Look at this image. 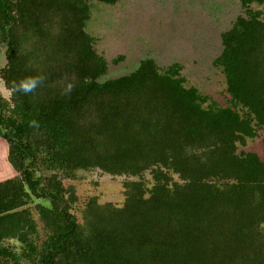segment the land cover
Masks as SVG:
<instances>
[{
	"label": "trees",
	"instance_id": "16d2710c",
	"mask_svg": "<svg viewBox=\"0 0 264 264\" xmlns=\"http://www.w3.org/2000/svg\"><path fill=\"white\" fill-rule=\"evenodd\" d=\"M237 1L220 107L177 63L102 81L89 0H0V264H264V161L238 149L264 130V0ZM94 170L120 206L64 186Z\"/></svg>",
	"mask_w": 264,
	"mask_h": 264
},
{
	"label": "rangeland",
	"instance_id": "374dc122",
	"mask_svg": "<svg viewBox=\"0 0 264 264\" xmlns=\"http://www.w3.org/2000/svg\"><path fill=\"white\" fill-rule=\"evenodd\" d=\"M89 2L87 31L95 39V50L108 63L102 81L131 73L144 59H152L160 70L177 63L186 87L196 88L220 107L227 105L224 78L213 61L221 51V33L243 14L237 0H120L112 6ZM4 51L1 44L0 69L5 65ZM117 57L122 60L113 64ZM0 96L9 99L1 81ZM238 149L255 153L264 161V130ZM13 174L0 139V181ZM123 181L94 170L78 172L77 180L65 181L64 186L75 188L79 205L94 196L99 203L120 206Z\"/></svg>",
	"mask_w": 264,
	"mask_h": 264
},
{
	"label": "clouds",
	"instance_id": "9594fccd",
	"mask_svg": "<svg viewBox=\"0 0 264 264\" xmlns=\"http://www.w3.org/2000/svg\"><path fill=\"white\" fill-rule=\"evenodd\" d=\"M34 83H35V82H33V85H34ZM25 90H27V89H25Z\"/></svg>",
	"mask_w": 264,
	"mask_h": 264
}]
</instances>
